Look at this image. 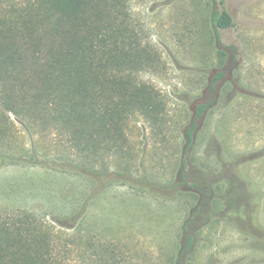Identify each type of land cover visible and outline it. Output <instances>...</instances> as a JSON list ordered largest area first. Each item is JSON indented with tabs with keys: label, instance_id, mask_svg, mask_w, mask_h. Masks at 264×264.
Instances as JSON below:
<instances>
[{
	"label": "rangeland",
	"instance_id": "374dc122",
	"mask_svg": "<svg viewBox=\"0 0 264 264\" xmlns=\"http://www.w3.org/2000/svg\"><path fill=\"white\" fill-rule=\"evenodd\" d=\"M26 1L0 0V13ZM108 5L118 56L109 70L115 80L127 73L150 99L80 101L84 116L91 103L95 112L79 123L77 152L65 121L46 101H33L36 80L22 78L30 77V60L0 59V152L57 162L86 157L101 172L130 178L113 175L103 187L49 166L6 165L0 228L33 235L38 248L49 243L64 264H264V0H216L233 22L219 31L228 48L222 62L209 0ZM220 71L210 101L207 85ZM201 103L211 105L186 147ZM77 211L73 229L54 222Z\"/></svg>",
	"mask_w": 264,
	"mask_h": 264
},
{
	"label": "trees",
	"instance_id": "16d2710c",
	"mask_svg": "<svg viewBox=\"0 0 264 264\" xmlns=\"http://www.w3.org/2000/svg\"><path fill=\"white\" fill-rule=\"evenodd\" d=\"M108 3L109 0H27L17 9L0 13V59L4 64H14L16 61L24 64L27 59L30 60L29 66L26 65L31 72L30 77L24 75L22 78L36 80L33 101H46L45 105L52 110L53 117L58 116L65 121L70 131V144L77 152L83 150L79 139L82 132L79 123L84 119L89 122V117L95 112L94 104L91 103L88 115L84 116L85 109L80 101L150 99L144 89L133 85L127 73L124 72L115 80L114 74L109 70L118 56L113 53L114 38ZM215 3L216 0H209L212 7L209 22L222 62L226 57L225 49L228 48L222 45L219 31L232 27L233 22L225 10L219 11L216 8ZM101 15L102 21L97 24L94 17L99 16L100 19ZM121 56L122 64H128L129 55L124 46L121 47ZM223 76L224 71H220L208 83L207 90L212 95L210 101H214L215 82ZM28 80L22 79L24 82ZM210 105L211 103H201L196 106L195 118L190 121L185 132L186 147L193 142L196 118H200ZM109 112L110 107L106 104L104 114L108 115ZM83 131L92 137L90 131L84 128ZM29 154L31 155L27 157ZM26 155L14 156L0 152V168L17 162H30L65 173L89 176L103 187L110 184L113 175L121 180L130 176L125 172H101L90 165L86 157V162L73 159L57 162L38 160L30 151ZM144 185L153 186L148 182ZM81 212L77 211L71 216L72 219L69 217L70 219H57L54 222L58 227H65L67 221L72 222L66 228L73 229ZM32 236H24L14 230L10 232L5 226H1L0 264H64L56 248L50 247L49 243L38 248V242Z\"/></svg>",
	"mask_w": 264,
	"mask_h": 264
}]
</instances>
